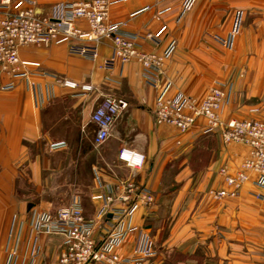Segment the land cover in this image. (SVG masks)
I'll list each match as a JSON object with an SVG mask.
<instances>
[{
    "label": "crops",
    "instance_id": "0c3cea01",
    "mask_svg": "<svg viewBox=\"0 0 264 264\" xmlns=\"http://www.w3.org/2000/svg\"><path fill=\"white\" fill-rule=\"evenodd\" d=\"M20 1L10 0V8ZM34 1L48 13L55 4L81 0ZM111 1L109 18L125 22L126 33H161L160 46L142 42L145 49L173 46L164 77L154 88L136 62L104 69L113 52L109 39L96 61L70 53L72 43L31 44L19 50L25 76L0 69V264H56L64 239L33 233L32 211L54 214L78 198L85 217L93 218L101 208L96 197L132 176L156 199L130 220L151 237V264H264V190L248 184L237 198L209 195L224 187L220 169H237L247 149L224 145L217 131L206 134L204 119L184 134L154 119L162 94L202 99L222 81L232 87L223 121L264 120V0H194L187 9L186 0ZM225 39L230 46L222 45ZM64 80L93 90L64 87ZM106 95L129 107L95 149L90 118ZM56 143L65 146L52 150ZM122 148L143 153V169L133 174L119 159ZM105 227L99 225L97 240ZM134 245L121 249L129 254Z\"/></svg>",
    "mask_w": 264,
    "mask_h": 264
},
{
    "label": "built area",
    "instance_id": "2783aa9c",
    "mask_svg": "<svg viewBox=\"0 0 264 264\" xmlns=\"http://www.w3.org/2000/svg\"><path fill=\"white\" fill-rule=\"evenodd\" d=\"M192 1L186 0V9ZM10 4V0H3L0 5V69L3 72L14 76L26 75L21 70L25 63L19 58V50L27 45L48 47L57 42L72 43L70 53L96 61L102 41L109 39L113 43V52L102 61L104 69L110 71L118 64L136 62L142 68L144 81L154 88L164 77L173 46L164 51L145 49L142 42L160 46L161 33L144 36L126 33L125 22H112L109 18L111 0L58 3L48 13L34 0H21L15 9L10 8ZM23 4L25 6L21 7ZM80 23H85L87 30ZM237 33L236 28L231 37ZM221 43L225 47L230 46L229 39ZM62 84L70 89H81L83 93L93 90L91 85H79L70 80H64ZM231 92L230 84L215 81L202 99L182 92L172 96L162 94L154 107L158 126H170L184 134L199 119H204L206 134L217 131L224 145H241L247 149V156L237 169L232 170L226 165L220 169L224 187L209 191L215 201L237 198L248 184L264 190V120L242 118L223 121L221 113L230 100ZM128 107L124 99L111 95L103 97L90 118L96 128L92 139L95 149L112 137L116 119ZM64 146V143H56L51 145V149ZM119 159L133 174L143 169L146 161L143 153L131 148H122ZM256 197L262 198L263 195L259 192ZM96 198L101 201V208L93 218L85 217L78 198L54 214L32 211L30 227L33 233L37 236L57 235L64 239V250L56 264H151L155 256L151 237L144 230L133 227L130 220L137 208L155 204L154 193L132 176L117 182L109 193ZM102 223L106 225V232L102 240H97L95 234ZM133 240L135 245L131 252L124 253L122 245Z\"/></svg>",
    "mask_w": 264,
    "mask_h": 264
},
{
    "label": "trees",
    "instance_id": "16d2710c",
    "mask_svg": "<svg viewBox=\"0 0 264 264\" xmlns=\"http://www.w3.org/2000/svg\"><path fill=\"white\" fill-rule=\"evenodd\" d=\"M207 134H209V133H207Z\"/></svg>",
    "mask_w": 264,
    "mask_h": 264
},
{
    "label": "rangeland",
    "instance_id": "374dc122",
    "mask_svg": "<svg viewBox=\"0 0 264 264\" xmlns=\"http://www.w3.org/2000/svg\"><path fill=\"white\" fill-rule=\"evenodd\" d=\"M155 249V248H154Z\"/></svg>",
    "mask_w": 264,
    "mask_h": 264
}]
</instances>
